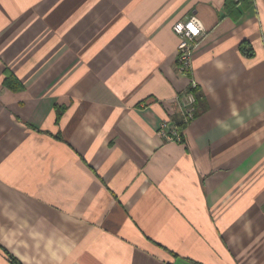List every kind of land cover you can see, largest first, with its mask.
Listing matches in <instances>:
<instances>
[{"label": "crops", "instance_id": "obj_1", "mask_svg": "<svg viewBox=\"0 0 264 264\" xmlns=\"http://www.w3.org/2000/svg\"><path fill=\"white\" fill-rule=\"evenodd\" d=\"M234 2L0 0V264H264V0Z\"/></svg>", "mask_w": 264, "mask_h": 264}, {"label": "built area", "instance_id": "obj_2", "mask_svg": "<svg viewBox=\"0 0 264 264\" xmlns=\"http://www.w3.org/2000/svg\"><path fill=\"white\" fill-rule=\"evenodd\" d=\"M174 30L178 33L180 41L178 43L177 53V68L181 74L191 76L193 71V55L199 44V37L204 32V26L200 18L196 15H192L188 19L178 21L174 25ZM197 83L194 79L191 82V88H196ZM195 96L193 93H186L182 100V110L184 113L185 122L193 116ZM168 125V122H164L162 125V132L171 140L181 141L179 132L174 130L172 135H167L164 131V127Z\"/></svg>", "mask_w": 264, "mask_h": 264}, {"label": "trees", "instance_id": "obj_3", "mask_svg": "<svg viewBox=\"0 0 264 264\" xmlns=\"http://www.w3.org/2000/svg\"><path fill=\"white\" fill-rule=\"evenodd\" d=\"M235 4H236V2H234V0H226V7H227V9H231V7L234 8ZM243 50L245 52H248L249 49H246V48L243 47ZM6 76L7 77L5 79V82L9 86L13 87V85H12V79H14L13 75L12 74H8ZM194 89L195 88H191V90H194ZM197 113H199V111L196 112V114ZM177 128H178V131L180 132V134L183 133L184 129L186 128V122L185 121L180 122L178 124ZM5 251H6V254H7V256H8V258H9V260H10V262L12 264H22L19 259H17L16 257H14V255H12L11 253H9L7 250H5Z\"/></svg>", "mask_w": 264, "mask_h": 264}]
</instances>
